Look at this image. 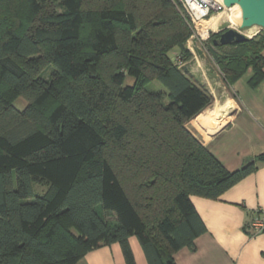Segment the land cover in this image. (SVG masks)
<instances>
[{"label": "trees", "instance_id": "obj_1", "mask_svg": "<svg viewBox=\"0 0 264 264\" xmlns=\"http://www.w3.org/2000/svg\"><path fill=\"white\" fill-rule=\"evenodd\" d=\"M192 33L178 0H0V264H77L114 243L138 264L133 236L148 264L196 249L192 196L219 199L264 152L230 171L188 129L213 101L172 54L193 57ZM220 34L206 44L227 84L251 69L257 87L264 30Z\"/></svg>", "mask_w": 264, "mask_h": 264}, {"label": "crops", "instance_id": "obj_2", "mask_svg": "<svg viewBox=\"0 0 264 264\" xmlns=\"http://www.w3.org/2000/svg\"><path fill=\"white\" fill-rule=\"evenodd\" d=\"M191 51L193 57L185 66L193 74L195 68L190 67L192 62L197 64L200 76L193 77L212 94L213 101L187 127L228 170H237L264 152V80L252 87L249 83L252 70L248 69L228 85L208 50L206 54L202 51L200 58L193 48ZM206 56L209 63L204 62ZM211 71L212 82L208 77ZM192 201L207 231L195 240V250L184 247L174 254L176 264H264V230L254 233L250 227L253 218L264 211V162H259L255 172L219 199L193 195ZM130 241L137 263L148 264L137 238L133 236ZM77 264L126 262L121 246L114 243L88 252Z\"/></svg>", "mask_w": 264, "mask_h": 264}, {"label": "built area", "instance_id": "obj_3", "mask_svg": "<svg viewBox=\"0 0 264 264\" xmlns=\"http://www.w3.org/2000/svg\"><path fill=\"white\" fill-rule=\"evenodd\" d=\"M180 2V6L184 14L188 17L190 21V25L192 27L193 33L191 40L198 39L202 42L208 41L210 36L215 32L213 26L207 25L209 21H211L214 16L213 14L220 12L221 10L226 9L223 2H219L218 0H178ZM259 31H251L244 33L250 38L256 36ZM190 49L191 47L188 46ZM178 60L180 63L182 62L181 57L178 56ZM250 227L252 228L254 233H259L264 230V211L261 212L259 216L253 218L250 223Z\"/></svg>", "mask_w": 264, "mask_h": 264}, {"label": "water", "instance_id": "obj_4", "mask_svg": "<svg viewBox=\"0 0 264 264\" xmlns=\"http://www.w3.org/2000/svg\"><path fill=\"white\" fill-rule=\"evenodd\" d=\"M225 7L238 5L241 9L239 30L226 28L221 31L220 37L215 39L216 44L229 45L250 39L240 30L258 26L264 29V0H223Z\"/></svg>", "mask_w": 264, "mask_h": 264}, {"label": "rangeland", "instance_id": "obj_5", "mask_svg": "<svg viewBox=\"0 0 264 264\" xmlns=\"http://www.w3.org/2000/svg\"><path fill=\"white\" fill-rule=\"evenodd\" d=\"M238 9L241 12L240 7L238 5H235V6L231 7V8H226L224 10H221L220 12H217V13L213 14L214 17L215 16H219V20H221V21L218 20L216 23L214 22V24L211 25V26H213V29L215 31L214 33H219L222 30H224L226 28H230V27L236 28V29L239 30V24H240L239 22L240 21L238 23L234 24V22L231 19H228V18H230V15H233V16L236 15V14L238 15ZM239 15L241 17V14H239ZM221 16H222V18H221ZM261 30H264V29H262V28H260L258 26H254L252 28H247V29H243V30H240V31L242 33H247V32H251V31H253V32L259 31L260 32ZM187 46H190L191 48H193L196 51V54H197V56L199 58L201 57L200 55L202 54V51H204V52H205V50L207 51L206 41L205 42H202V41H200L198 39H195V38H194V40H191L190 42H188L187 43ZM172 54H173V57L175 58V61H177L180 65L185 66V63L182 64L178 60L179 54L177 52H176V54L174 52ZM205 54H206V52H205ZM209 61H210V58L208 56H206V61H204V62L209 63ZM190 68H193V69L195 68V72H193V74L190 73L192 76H194V74H197V75L199 74V76H200V71H196V68H198L196 63H193L192 62V66ZM216 72L218 74H220L218 72V70H216ZM212 76H213V74H212V71H211L208 74V77H209V79H210L211 82H212ZM200 79H201V77H200ZM133 81H134V78L133 77L127 76V78H126V83L127 84H131V83H133ZM154 84L156 86H158V87H161V85L159 83H157V82H155ZM25 105H26V101L23 98H19L16 101V106L19 107V108H23ZM38 190L43 191L44 188L42 186H38Z\"/></svg>", "mask_w": 264, "mask_h": 264}, {"label": "bare ground", "instance_id": "obj_6", "mask_svg": "<svg viewBox=\"0 0 264 264\" xmlns=\"http://www.w3.org/2000/svg\"><path fill=\"white\" fill-rule=\"evenodd\" d=\"M219 2H223V0H218ZM237 7V6H236ZM239 14H241V12L239 11V9H238V15L236 16V15H230V18H228V19H231L233 22H234V24H236V23H238L239 21H241V17H240V15ZM221 18H222V16H221ZM219 20V16H215L211 21H209L208 23H207V25H212V24H214V22L216 23L217 21ZM219 21H221V20H219ZM240 23V22H239ZM216 26V25H215ZM215 28V27H214ZM220 103V102H219ZM221 107V106H220ZM217 108V107H216ZM226 108V107H225ZM219 113V112H218ZM205 114V113H204ZM209 115V114H208ZM210 116V115H209ZM204 118H207V117H204Z\"/></svg>", "mask_w": 264, "mask_h": 264}]
</instances>
